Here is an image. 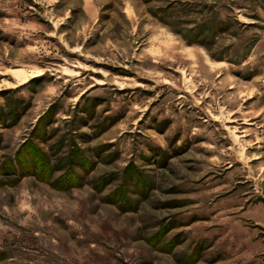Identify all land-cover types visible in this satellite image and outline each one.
I'll return each instance as SVG.
<instances>
[{"label":"rangeland","instance_id":"1","mask_svg":"<svg viewBox=\"0 0 264 264\" xmlns=\"http://www.w3.org/2000/svg\"><path fill=\"white\" fill-rule=\"evenodd\" d=\"M0 87V264H264L261 0H0Z\"/></svg>","mask_w":264,"mask_h":264},{"label":"bare ground","instance_id":"2","mask_svg":"<svg viewBox=\"0 0 264 264\" xmlns=\"http://www.w3.org/2000/svg\"><path fill=\"white\" fill-rule=\"evenodd\" d=\"M181 73H183L185 75L184 72H181ZM9 75L15 80V82H17L16 84H18L19 86H23L25 84H28L34 78H38L40 76H43V72L42 71H36V70L28 72L26 70L16 69V70H12Z\"/></svg>","mask_w":264,"mask_h":264},{"label":"trees","instance_id":"3","mask_svg":"<svg viewBox=\"0 0 264 264\" xmlns=\"http://www.w3.org/2000/svg\"><path fill=\"white\" fill-rule=\"evenodd\" d=\"M19 119V116L16 117V119L14 120V122H16L17 120ZM43 119V118H42ZM4 121V120H2ZM41 121V120H40ZM53 122H51V120L49 121V124H52ZM2 144V139L0 138V145ZM25 146H22L21 149L18 151L17 155H16V162L18 163V165L22 164V166L26 168L27 166V162H24L23 159H21V156H22V152L24 150ZM41 157V156H40ZM3 167H0L1 171H3L2 169ZM25 173V172H24Z\"/></svg>","mask_w":264,"mask_h":264},{"label":"built area","instance_id":"4","mask_svg":"<svg viewBox=\"0 0 264 264\" xmlns=\"http://www.w3.org/2000/svg\"><path fill=\"white\" fill-rule=\"evenodd\" d=\"M264 3V0H261Z\"/></svg>","mask_w":264,"mask_h":264}]
</instances>
